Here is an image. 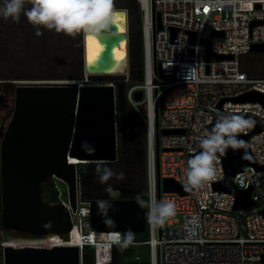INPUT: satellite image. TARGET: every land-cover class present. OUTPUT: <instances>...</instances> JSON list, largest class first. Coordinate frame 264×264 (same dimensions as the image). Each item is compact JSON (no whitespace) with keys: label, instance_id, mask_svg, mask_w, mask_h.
I'll use <instances>...</instances> for the list:
<instances>
[{"label":"built area","instance_id":"built-area-1","mask_svg":"<svg viewBox=\"0 0 264 264\" xmlns=\"http://www.w3.org/2000/svg\"><path fill=\"white\" fill-rule=\"evenodd\" d=\"M155 8L161 13L162 28L154 32L151 17L147 30L145 20V80L131 86L128 99L147 121L146 200L150 193L172 200L180 217L156 225L149 220L147 209L149 238L132 244L149 246L151 264H264V170L249 165L236 175L238 186L254 187L257 203L248 209L235 210L236 195L214 188V183L225 177L221 155L217 178L204 187L186 193L164 187L167 177L184 186L187 161L200 150L199 137L216 115L245 114L252 124L241 133L261 126V131L251 134L250 145L257 162L264 164V104L231 99L252 89L264 92V77L252 76L244 65L252 43L264 42V22L252 27L254 20H264V0H155ZM154 56L164 75L154 72ZM90 75L87 73L81 84H100L90 83ZM138 89L145 92L142 101L134 96ZM163 94L165 103L157 128L155 101ZM163 129L179 131L165 133ZM82 203V254L86 244L93 245L96 264H109L116 245L111 238L117 232L124 234L96 231L90 201ZM193 214L199 217L195 226L189 222ZM141 258L135 255L136 260Z\"/></svg>","mask_w":264,"mask_h":264},{"label":"water","instance_id":"water-1","mask_svg":"<svg viewBox=\"0 0 264 264\" xmlns=\"http://www.w3.org/2000/svg\"><path fill=\"white\" fill-rule=\"evenodd\" d=\"M142 7L144 8L143 2ZM115 9L118 12L119 8ZM151 17L154 32L157 27L162 28L161 13L156 11L155 0H151ZM263 22L264 20H254L252 27ZM173 30L175 35L177 29ZM122 33L126 34L128 40L129 27L121 28L119 24L114 35L103 36L101 48L91 62L87 59V35L84 34L87 73L103 71L112 62V52L120 45L122 40L119 36ZM251 52H264V42L252 43ZM212 54L209 48L208 57ZM154 72L164 75L155 56ZM8 94L13 105L6 114L9 121L6 124L0 122V214L3 232L0 264H83L81 246L77 244L5 245V236L15 232H28L37 236L46 233L64 234L73 230L78 179L79 197L82 198L80 164L114 161L119 158L116 86L112 83L81 84L78 79H1L0 109L8 105ZM144 94L143 89H138L134 96L142 101ZM231 99L240 102L259 101L264 104V92L252 89ZM164 103V94L155 101L157 128ZM218 116L205 128H211ZM176 131L179 130L163 129L165 133ZM258 131H261L260 125L251 133H239L245 146L236 150L229 148L224 154H220L225 177L215 182L214 188L236 195L235 210L248 209L257 203L253 197L254 187L242 188L235 178L249 165L264 170V164L257 162L250 145L251 134ZM85 141L89 143L85 145ZM75 157L83 161L77 162ZM57 177L68 184L69 204L63 197V189ZM51 182L59 190L57 201L45 196V186ZM164 187L182 193L189 191L171 177L164 178ZM112 199L114 198L89 200L91 223L96 231L126 232L130 228L133 232H145L148 229L147 208H142L137 198L113 200L108 215L115 220V226L107 225L103 215L98 214L97 201Z\"/></svg>","mask_w":264,"mask_h":264},{"label":"trees","instance_id":"trees-1","mask_svg":"<svg viewBox=\"0 0 264 264\" xmlns=\"http://www.w3.org/2000/svg\"><path fill=\"white\" fill-rule=\"evenodd\" d=\"M115 8L127 9L129 16V57L130 75H95L89 76L90 83L113 82L117 90V115L119 125V158L114 161H99L113 168L117 173L125 172L123 180L113 176L107 183H101L96 171L97 162H82L80 164L81 196L83 200L113 198L107 191L108 185L118 190L117 198H137L141 196L147 199L148 173H147V121L138 112L128 99V91L132 85L145 80V40H144V9L140 0H122L114 4ZM30 24V25H29ZM42 27V26H41ZM27 30L21 32L20 30ZM26 38L20 40L21 33ZM84 33L75 36L66 35L42 27V34L37 35L36 29L21 15L19 21L0 18V63L12 66L7 74L2 71L0 79H78L83 80L87 76L84 54ZM18 42V43H16ZM26 51L27 56L21 51ZM45 65L49 69L42 70L38 76L27 78L20 69L25 66ZM1 65V64H0ZM79 162V161H78ZM81 162V161H80ZM46 198L52 201L59 199V190L54 182L46 184ZM1 221V220H0ZM148 231V230H147ZM126 232H123L125 234ZM21 235L15 232L10 235ZM133 239V241H145ZM133 244L121 249L113 247V258L109 264H151L148 260H128L124 254L132 252ZM83 264H96L95 248L93 245H85L83 251Z\"/></svg>","mask_w":264,"mask_h":264},{"label":"clouds","instance_id":"clouds-1","mask_svg":"<svg viewBox=\"0 0 264 264\" xmlns=\"http://www.w3.org/2000/svg\"><path fill=\"white\" fill-rule=\"evenodd\" d=\"M22 14L34 26L37 35L42 34L43 27L72 36L84 33L91 40L108 34L114 35L121 21V14L116 11L114 0H0V18L19 21ZM251 124L252 121L245 114L232 112L219 115L211 128H205L204 134L199 137L200 150L187 161L184 187L191 191L214 181L218 176L216 164L219 155L229 148L236 150L244 147L245 141L239 133L244 132ZM88 143L84 142L85 145ZM96 171L101 183H107L113 176L123 180L126 175L124 171L117 173L99 161ZM107 191L114 199L98 200V214L103 215L107 225L114 227L115 220L108 212L112 201L118 197V190L109 184ZM137 202L142 208L148 209V218L156 225L164 224L177 212L174 201L158 199L154 193L149 194L148 200L138 196ZM189 222L193 226L198 224V215L193 214ZM133 239V231L130 228L123 236L117 232L111 238L121 249L127 248Z\"/></svg>","mask_w":264,"mask_h":264},{"label":"bare ground","instance_id":"bare-ground-1","mask_svg":"<svg viewBox=\"0 0 264 264\" xmlns=\"http://www.w3.org/2000/svg\"><path fill=\"white\" fill-rule=\"evenodd\" d=\"M144 4V9L146 11V27L147 30H149L150 24H151V0H141ZM118 13L121 14V21L120 26L121 28H127L128 27V16L127 11L125 9L119 8ZM150 36V35H149ZM103 37V36H102ZM102 37H99L98 39H92L89 41L88 36L86 37V46H87V59L89 60V56L91 55L92 60L97 56L99 50H100V41L102 40ZM119 38L122 40L120 45L118 47H115L112 52V62L108 64L104 71H112V72H118V71H124L125 65H126V58H127V37L125 33H122ZM151 52H152V46H151V39L148 38V59L150 61L151 58ZM150 87H151V74L149 70V76H148ZM75 160L78 162L83 161L82 159H79L78 157H75ZM57 180L60 184V186L63 189V197L66 200V203L69 204L70 198H69V191H68V184L67 182L57 177ZM77 191H78V199H77V209L74 211V228L70 232L60 234V233H46L43 235H33L28 232H21V235H15L19 237L18 239L14 238H5V245L7 244H26V245H49V244H77L81 246L83 244V230L81 228V219H80V210L81 206L84 204L83 198L79 197V188H80V182L78 179V185H77Z\"/></svg>","mask_w":264,"mask_h":264},{"label":"rangeland","instance_id":"rangeland-1","mask_svg":"<svg viewBox=\"0 0 264 264\" xmlns=\"http://www.w3.org/2000/svg\"><path fill=\"white\" fill-rule=\"evenodd\" d=\"M122 0H114V4H118L121 3ZM141 5H142V1L140 0ZM123 9V8H122ZM142 9H144L142 7ZM127 11V9H125ZM145 9H144V23H143V28H144V24H145ZM127 16H128V11H127ZM129 16H128V27H129ZM30 25V24H29ZM21 32H26L27 30L23 31L22 29L20 30ZM20 32V33H21ZM84 35V34H83ZM129 35V33H128ZM20 40L25 37V33L24 35H20ZM84 37V36H83ZM127 37V36H126ZM84 41V38H83ZM18 43V42H16ZM27 50L25 51H21L20 53H26ZM26 56L28 55L27 53L25 54ZM0 74L2 73V71H5L7 74H9V72H11L12 66H7L6 63L4 64V62L0 63ZM244 65L245 67L249 70L250 74L252 76L255 77H264V52H249L244 59ZM48 67L50 66H45V65H33L31 64L30 66H25L20 68V66L17 67V69H20L21 71H23L25 74H27V78L29 77H35L38 76L37 74H39L42 70L45 69H49ZM89 73V72H88ZM87 74V73H86ZM90 74H95V75H116V76H126L127 74H130V57H129V39L127 40V58H126V65H125V70L124 71H118V72H112V71H97V72H93ZM37 79H43V78H37ZM1 80V79H0ZM147 105V103H143V107L145 108ZM12 101H11V96L8 99V105L7 107H4L2 109H0V113L4 114L8 112L9 109H11L12 107ZM141 114V113H140ZM9 121V118L7 119V122ZM1 189V188H0ZM0 212H1V193H0ZM177 215V214H176ZM178 217H180V215H177ZM174 217V216H173ZM172 218V217H170ZM169 219V218H168ZM168 219L166 220V222L168 221ZM0 220H1V214H0ZM2 228H1V221H0V261L2 259ZM17 235V234H16ZM134 235V239H144L148 237V231L146 230L145 232H133ZM7 238H14V239H18L19 237L15 236V235H6ZM5 236V237H6ZM149 246L147 244H140V245H133V250L132 252L130 251H126L124 254L126 255L127 258H129L128 260H134L135 255L136 254H140L142 256V260H148L149 259Z\"/></svg>","mask_w":264,"mask_h":264},{"label":"flooded vegetation","instance_id":"flooded-vegetation-1","mask_svg":"<svg viewBox=\"0 0 264 264\" xmlns=\"http://www.w3.org/2000/svg\"><path fill=\"white\" fill-rule=\"evenodd\" d=\"M9 97H10V94H8V97L6 98V100L7 99H9ZM7 107V106H6ZM4 108V107H3ZM7 116H6V113H4V114H1L0 113V122L1 123H4V124H6V122H7Z\"/></svg>","mask_w":264,"mask_h":264},{"label":"snow or ice","instance_id":"snow-or-ice-1","mask_svg":"<svg viewBox=\"0 0 264 264\" xmlns=\"http://www.w3.org/2000/svg\"><path fill=\"white\" fill-rule=\"evenodd\" d=\"M89 39V41H91V38L89 37L88 38ZM89 61L91 62L92 61V57H91V55L89 56ZM116 235V234H115Z\"/></svg>","mask_w":264,"mask_h":264}]
</instances>
